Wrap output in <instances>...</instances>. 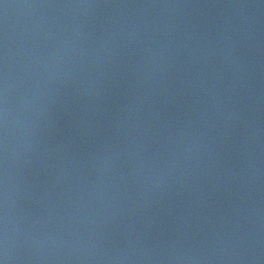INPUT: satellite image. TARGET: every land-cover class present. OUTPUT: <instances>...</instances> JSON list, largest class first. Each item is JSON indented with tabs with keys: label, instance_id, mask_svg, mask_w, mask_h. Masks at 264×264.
Here are the masks:
<instances>
[{
	"label": "water",
	"instance_id": "water-1",
	"mask_svg": "<svg viewBox=\"0 0 264 264\" xmlns=\"http://www.w3.org/2000/svg\"><path fill=\"white\" fill-rule=\"evenodd\" d=\"M0 264H264V0H0Z\"/></svg>",
	"mask_w": 264,
	"mask_h": 264
}]
</instances>
